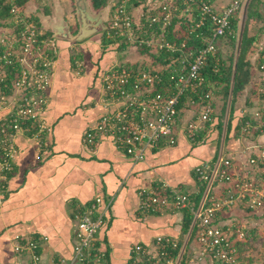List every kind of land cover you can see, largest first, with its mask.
Wrapping results in <instances>:
<instances>
[{
	"label": "crops",
	"instance_id": "0c3cea01",
	"mask_svg": "<svg viewBox=\"0 0 264 264\" xmlns=\"http://www.w3.org/2000/svg\"><path fill=\"white\" fill-rule=\"evenodd\" d=\"M212 1L218 10H222L233 0ZM248 2H243L244 12ZM56 3L60 2L55 0ZM66 4L70 7L66 12L48 14L56 21L53 28H46L55 37L49 41L54 48V63L49 100L43 112L48 129L40 135L17 133L13 168L6 176L0 168V264H61V259L69 260L74 250L77 216L98 196L113 198L109 208L102 205L105 222L97 234V244L107 252L109 264H129L135 255L136 244L152 248L159 236H171L184 247L192 226L187 232L183 229L186 209L143 210L142 200L146 192L164 182L198 197L202 182L196 167L203 162L217 161L221 155L231 159L230 169L238 174L244 173L247 166L251 167L252 157H259L260 166L264 168V130L258 134L255 130H245V125L237 127L245 115L260 123L264 117V93L255 89L258 84H264V68L255 62L264 46V30L256 42L255 52L250 55L254 64L253 78L237 98L228 138L230 110L227 106L223 116L224 96L214 93L212 122L207 126L206 122L202 123L204 134L197 142L188 137L185 125L199 119L203 106L187 96L181 105L176 140L170 144L162 141L148 148L143 159L136 160L110 138L102 137L94 145L84 138L86 131L94 127L106 111L101 101L104 70L115 65L148 67L154 63L151 59L154 60L155 52L142 51L139 47L137 53L131 54L129 45L124 50L115 48L116 43L105 46L103 30L83 41L55 36L60 26H65L72 34L79 30L78 16L71 8V2ZM86 6L95 15L88 3ZM140 6L134 12L137 10L138 13ZM102 12L107 16L108 7ZM180 12L188 14L184 6ZM37 16L45 31L42 26L45 18ZM181 17L185 24L187 18L184 14ZM244 22L245 18L240 31ZM263 23L264 20L254 25L259 27ZM221 47L229 62L226 54L232 47L226 42ZM78 63L83 68L80 72ZM160 67H164L162 63L154 66ZM187 210L192 213L191 209ZM220 215L224 216L225 211ZM226 219L234 222L236 218H222L224 222ZM31 239L38 242L39 259L36 263L28 250L15 247ZM193 243H197L196 232L190 250ZM188 260L186 264H189Z\"/></svg>",
	"mask_w": 264,
	"mask_h": 264
},
{
	"label": "built area",
	"instance_id": "2783aa9c",
	"mask_svg": "<svg viewBox=\"0 0 264 264\" xmlns=\"http://www.w3.org/2000/svg\"><path fill=\"white\" fill-rule=\"evenodd\" d=\"M129 1L119 0L105 29L107 37L127 39L138 46L146 45L151 50L164 49L173 53L183 50L185 42L179 44L169 40L163 32L156 33L152 26L155 22L158 24L156 28L165 31L172 24V6L179 12L181 3L186 11L196 9L191 32L208 23L213 25L206 45L195 58L188 62L183 59L182 66L174 67L168 77L164 67L129 68L115 65L102 73L104 93L101 101L106 111L99 122L86 131L84 139L94 145L102 137L110 138L117 147L140 160L145 157L148 148L157 146L162 141L170 144L176 140L181 98L188 89L196 91L204 82L202 70L207 58L215 55L220 38L233 32L231 19L244 0H233L222 10H218L212 0H146L142 3L143 6L141 4L138 14L127 7ZM16 9L17 4L14 3L12 11L15 13ZM15 15L19 17L18 14ZM141 17L148 18V26L153 28L152 31L145 29L143 34ZM42 33L43 30L38 28L34 20H28L21 30V44L16 43L18 39L15 37L0 38L7 45L0 56L1 62L18 68L10 92L1 87L6 74H0V168L5 176L13 168L15 135H40L48 129L43 112L49 100L54 58L49 41L40 38ZM81 69L82 65L78 63V72ZM199 98L203 106L199 119L191 120L185 125L187 135L193 142L199 140L202 123L213 112L210 93L200 94ZM249 127L250 123L247 122L244 129L248 130ZM254 159L256 158H250V162H254ZM231 167V159L224 155L217 161L203 162L196 167L198 178L207 183L197 206L193 204L191 192L173 188L166 182L145 193L141 203L143 210H192L194 226H197V243L190 258L188 256L189 264H240L237 242L245 238V231L224 222L219 212L238 201L246 202L249 209L264 208V174L259 179L243 178L232 172ZM222 182L228 184L225 188L226 196H218L214 191L217 184ZM112 201V197L104 199L98 196L80 210L73 255L69 260L61 259V264H109L107 252L97 244V234L105 222L102 205L107 209ZM235 231L238 238L234 236ZM15 247L21 251L28 250L34 263L38 262L36 239L18 243ZM176 249L180 250L178 254L175 253ZM182 250L177 239L168 235L159 236L152 248L142 243L136 244L135 255L129 264H179Z\"/></svg>",
	"mask_w": 264,
	"mask_h": 264
},
{
	"label": "trees",
	"instance_id": "16d2710c",
	"mask_svg": "<svg viewBox=\"0 0 264 264\" xmlns=\"http://www.w3.org/2000/svg\"><path fill=\"white\" fill-rule=\"evenodd\" d=\"M82 5H87L86 0H79ZM112 0H91L92 6L96 10H103L107 6L111 4ZM144 1L146 0H130L127 4V7L133 12L134 9L138 6H140ZM28 0H0V26H6V25H14L15 26V38L18 40L16 43L21 44V30L25 26L26 21L28 20H34L37 24L38 28L42 30L41 22L39 20V16H28L24 10L26 8ZM181 1H179L180 4ZM17 4L16 14L19 15V19L16 17L15 13L12 11L13 4ZM119 4V1L117 4H115L113 9L117 7ZM184 6V4L181 3V7ZM73 7L75 13L77 12V0H73ZM195 7V6H194ZM264 8V0H249L247 7H246V19L244 22V25L242 27V30H239L240 35H237L236 29L239 28V21L240 16L238 14L239 10H237L234 14V16L231 19L233 32L232 33H226L220 38L219 45L217 46V51L215 55H209L206 61L205 66L203 67V75L205 77L204 82L198 87L196 91L187 90L185 94L181 98V103L184 102L187 96H189L191 99H193V102H200L199 95L210 93L211 95V101L213 104V112L211 113V116L209 119H207L206 126L209 125L213 120V114L215 112V105L213 101V95H223L225 99H228L230 97V94L232 92V101H231V107H230V115L228 120V130L226 137L228 138V133L232 127V122L234 119V112H235V103L237 101V98L239 94L250 84L253 78V71H254V64L253 60L250 58L251 53L255 52V45L256 42L261 37V33L264 30V23L260 25L259 27H256L254 24L260 23V21L264 20V13L262 12V9ZM114 10H112L113 12ZM193 16L196 17V9H193ZM176 15V14H175ZM177 16H175L172 19V24L168 25L166 30L163 31L161 28L158 27L157 23H153V27L155 28L156 33H164V36L172 41H176L177 43L181 44L182 42H185L186 46L183 48V50H180L178 52H169L166 50H161L159 54L157 55L158 61L163 64L164 70L166 71V76L170 74V72L174 69V67L182 66V60L186 59V61L193 60L195 56L198 54L199 50L206 45L207 39L210 37L212 31H213V25L211 23H208L206 26L202 28H196L191 32V25L194 22V20H188L183 23V27L181 29H176L175 24L177 21ZM147 21V22H146ZM142 22L146 25H142L143 34H145V29H150L148 26V20L146 18L142 19ZM106 25H109L108 20L105 21ZM79 26V21H78ZM107 27V26H106ZM106 29V28H105ZM153 28L150 29L152 31ZM253 29V30H252ZM252 30V32H251ZM104 33V39L103 43L105 46H109L110 44L116 43L117 47L120 50L126 49V47L129 45L130 41L127 39L119 40V38L113 39L106 36L105 30H103ZM150 35V34H149ZM41 39H46L47 41L54 40V33L52 31H44L40 36ZM226 42L228 43L233 49L228 55V61H226L225 56L223 55L222 50V43ZM51 45L50 51L52 56L54 57V48L52 43H49ZM18 46V45H17ZM7 45L4 44L2 41H0V56L3 54L6 50ZM142 48V51H149L150 47L144 45L140 46ZM153 56V55H152ZM156 57V55L154 54ZM238 56V57H237ZM256 64L260 67L264 65V46L260 50L259 55L256 58ZM0 74L4 73L5 81L1 83V87L3 89H6L7 92H10L12 89V80L16 77L18 68L15 65L7 64L4 62H1L0 60ZM236 67V74H235V80L233 81V74ZM7 83V86L5 85ZM259 87L255 88L258 89L260 93H264V84H258ZM214 93V94H213ZM227 102L224 103L223 106V116L227 111ZM222 116V117H223ZM247 120L250 123L249 129L255 130L256 133H261L264 130V117L261 118V123L258 120H255L253 118H250V116L245 115L240 119L239 124H237V127L241 128L243 125H246ZM221 127L223 126V120H221L220 123ZM248 129V130H249ZM204 134L203 131L200 132L199 137L200 138ZM202 182V185L200 186V194L198 197L192 196V201L194 205L196 203H199L200 199L202 198L204 191L206 189V181L200 180ZM218 185V184H217ZM227 189H225L223 196L227 195ZM195 198V201H194ZM229 206H225L223 209L220 210L219 213H222L225 211ZM185 211V220H184V231L187 232L192 224V221L194 219V215L192 213L187 212L188 208ZM218 213V214H219ZM236 228V226H235ZM197 231V226L195 225L193 228V231L191 233L187 248L180 260L179 264H186L187 258H188V249L190 247V242L194 238L195 232ZM179 249L175 250V253H179ZM39 252V251H38Z\"/></svg>",
	"mask_w": 264,
	"mask_h": 264
},
{
	"label": "rangeland",
	"instance_id": "374dc122",
	"mask_svg": "<svg viewBox=\"0 0 264 264\" xmlns=\"http://www.w3.org/2000/svg\"><path fill=\"white\" fill-rule=\"evenodd\" d=\"M58 1L60 3L55 4V0H31L30 2H28L26 4V8H25L24 12L28 16H30V15L35 16L36 14L42 15L45 18L42 21L43 29L46 30V28H48V27L53 28L56 25V21L52 18V15L49 16L48 14H50V12H53V14H54L57 11L58 12H62V11L66 12L67 10L70 9L69 5L66 4V2H68V1L71 2V8L73 7V4H72L73 0H58ZM86 1L88 3V6L91 7V11H93L95 13V15L96 14L100 15L101 17L105 18L104 21H107L110 19L111 15H112V10H114L113 6L115 4H117V2L119 0H112V3L109 6H107L108 10H109V13L107 16L104 15L102 12V11H104V9L101 11L100 10L98 11V10L93 8L91 0H86ZM63 2H65V4L61 5ZM78 3H80L79 0H78ZM56 6H57V8H56ZM142 6H143V4H142ZM142 6H140V7H142ZM58 8H59V10H58ZM140 10H139V12H140ZM172 10H173L172 19L175 16H177V18H178L176 21V24H175L176 29H181V27H183L184 21H182V17H181L183 14H184V17L187 18V21L194 19L192 10L187 11V13L189 15L185 14V13H181L180 11L178 12V11L174 10L173 6H172ZM244 10H245V3L242 4V6L238 12V14L240 16L239 27L241 26L242 19L243 18L246 19V13L244 12ZM135 12H136V14L139 13V12L137 13V10ZM76 14H77V12H76ZM61 20L59 19L58 22H61ZM140 22L142 23L141 24V26H142V25H146L147 21L145 23H143L142 17H141ZM236 33H237V35H239V28L236 29ZM14 35H16L14 25L0 26V38L1 37H13L14 38L15 37ZM14 40H16V39H14ZM139 47L140 46L136 45V43L130 41L129 50L131 51V54L137 53V50L139 49ZM115 48H117V45ZM232 49L233 48L228 49V54H226V55H230ZM153 52H155L154 54L156 55V58L153 57L154 60L151 59V61L154 63L148 64L149 68H154V66L157 65V63H160V61H158V59H157V57H158L157 55L159 54L160 51L154 49ZM258 87H259V85H257V88ZM1 90L2 89L0 88V92H1ZM223 102L224 103L227 102V105H228L229 98L228 99L224 98ZM255 154H258V153H255ZM254 158H256V157H254ZM261 158L263 159V157H261ZM250 164H251V167H250V165H249V167L247 166L246 167L247 169L245 170L244 173H242V174H238L236 172L235 173L240 175L243 178H246V177L250 178V179L261 178L262 175L264 174V168H261V166H260L259 157L254 159V162L251 161ZM221 184H222V186L218 184L214 188V191L216 192V194L218 196H220V195L222 196L223 192L225 191V188H227V186H228V184L224 183V182H222ZM248 207L249 206H248V204H246V202L238 201L235 204L230 205L225 210V215L222 216V218L226 217V216H228V217L229 216L230 217L235 216V218H236L235 221L234 222L230 221L229 223L234 224L236 226V228H241L242 230L245 231V238L239 239L237 242L240 264H264V211H262V210H264V208L257 207L256 209H249ZM258 209H262V210H258ZM226 223H228L227 219H226ZM235 226H234V228H235ZM234 236L236 237V231L234 233ZM236 238H238V237H236ZM193 245L194 246L191 247V250H190V248L188 249V251H187L188 255L192 254L193 248L196 247V245L194 243H193ZM189 258H190V256H189ZM188 262H189V260H188Z\"/></svg>",
	"mask_w": 264,
	"mask_h": 264
},
{
	"label": "water",
	"instance_id": "95a60500",
	"mask_svg": "<svg viewBox=\"0 0 264 264\" xmlns=\"http://www.w3.org/2000/svg\"><path fill=\"white\" fill-rule=\"evenodd\" d=\"M76 9H77L78 20L80 23V25H79L80 27H79L78 32L76 34H72L71 31L68 30L65 26H60L58 28V31L55 33V36L73 39L76 41H83L86 38H88L89 36H92L93 34L100 32L106 28L107 25H106L104 19L100 15H96V16L92 15L90 13V11L87 9V6L80 5L78 3ZM235 74H236V67H235L234 74H233V81L235 80ZM231 101H232V92H231L230 97H229L228 110H230ZM194 222H195V220L193 221L192 226L190 228V232H189L188 238L184 244V247H183V250L181 253V257H182V254H183L186 246H187V242H188V239L190 237V234L193 230ZM181 257H180V259H181Z\"/></svg>",
	"mask_w": 264,
	"mask_h": 264
}]
</instances>
